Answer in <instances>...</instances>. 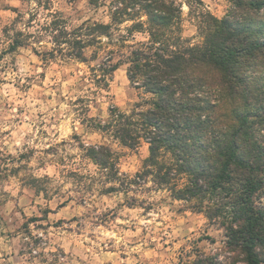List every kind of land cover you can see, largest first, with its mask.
I'll return each mask as SVG.
<instances>
[{
	"label": "rangeland",
	"instance_id": "374dc122",
	"mask_svg": "<svg viewBox=\"0 0 264 264\" xmlns=\"http://www.w3.org/2000/svg\"><path fill=\"white\" fill-rule=\"evenodd\" d=\"M114 1L0 0V264H245L226 248L227 223L207 217L206 200H177L150 176L136 177L149 155L144 139L130 149L97 127L113 110L131 115L154 100L130 83L125 63L147 35L127 36L132 22L112 23ZM173 1L184 44H200L189 4ZM200 1L218 19L234 10L227 0ZM55 18L68 30L111 24L110 35L85 48L84 60L52 57L47 25ZM18 31L31 34L29 46L8 53ZM106 60L120 65L103 79ZM88 146L114 153L115 179L84 156ZM254 206L264 209V193Z\"/></svg>",
	"mask_w": 264,
	"mask_h": 264
},
{
	"label": "trees",
	"instance_id": "16d2710c",
	"mask_svg": "<svg viewBox=\"0 0 264 264\" xmlns=\"http://www.w3.org/2000/svg\"><path fill=\"white\" fill-rule=\"evenodd\" d=\"M227 1L234 10L218 19L198 9L200 0H186L202 41L185 45L181 6L173 0H115L112 23L132 22L127 36L147 35L146 42L129 46L127 78L154 100L131 115L112 109L110 120L97 127L130 149L144 139L149 155L136 177L150 176L177 200H197L201 207L206 200L207 217L227 223L226 248L243 255L245 264H264V209L254 206L264 193V0ZM86 24L68 30L60 18L49 22L51 56L65 51L84 60L85 48L109 37L111 24ZM30 37L15 32L7 52L29 46ZM109 63L99 66L103 79L120 65ZM84 153L115 179L108 147L88 146ZM177 179L185 182L178 186Z\"/></svg>",
	"mask_w": 264,
	"mask_h": 264
}]
</instances>
